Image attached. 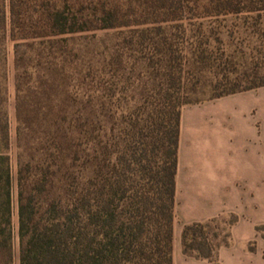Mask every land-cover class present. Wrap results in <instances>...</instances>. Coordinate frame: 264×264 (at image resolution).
Listing matches in <instances>:
<instances>
[{"label": "trees", "instance_id": "obj_1", "mask_svg": "<svg viewBox=\"0 0 264 264\" xmlns=\"http://www.w3.org/2000/svg\"><path fill=\"white\" fill-rule=\"evenodd\" d=\"M88 1L0 0V264H174L182 107L191 102L166 92L149 107L112 110L109 120L99 117L89 100L77 111L69 106L72 95L56 84L63 57L53 47L63 36L90 28ZM215 4L218 13L264 11V0ZM103 12L97 22L105 28L123 24L111 5ZM262 86L264 57L253 80L195 103ZM231 216L185 224L184 253L222 264L219 249L229 244L238 220Z\"/></svg>", "mask_w": 264, "mask_h": 264}, {"label": "rangeland", "instance_id": "obj_2", "mask_svg": "<svg viewBox=\"0 0 264 264\" xmlns=\"http://www.w3.org/2000/svg\"><path fill=\"white\" fill-rule=\"evenodd\" d=\"M89 1L90 28L63 36L64 41L53 47L63 57L62 74L56 73L55 82L60 89L67 87L72 95L68 104L76 111L89 100L98 116L109 120L112 110L146 108L170 92L191 102L182 107L181 118L187 119L196 101L253 80L257 62L264 57V11L218 13L217 0ZM105 5L114 8L123 24L105 28L97 22ZM8 62L9 111L15 136L13 41L8 46ZM253 91L259 96L253 119L263 146L264 86ZM14 168L16 172V161ZM17 209L15 186L14 241L19 255ZM225 217L233 218L231 214ZM258 227L264 228V221Z\"/></svg>", "mask_w": 264, "mask_h": 264}, {"label": "crops", "instance_id": "obj_3", "mask_svg": "<svg viewBox=\"0 0 264 264\" xmlns=\"http://www.w3.org/2000/svg\"><path fill=\"white\" fill-rule=\"evenodd\" d=\"M253 89L190 105L181 119L174 223V264H212L183 251L185 224L238 215L222 264H264V145L253 111Z\"/></svg>", "mask_w": 264, "mask_h": 264}]
</instances>
